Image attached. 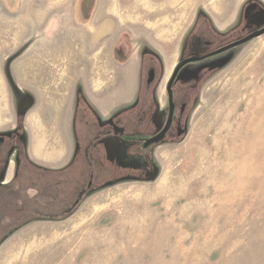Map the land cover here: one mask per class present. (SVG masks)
Returning a JSON list of instances; mask_svg holds the SVG:
<instances>
[{"label": "rangeland", "instance_id": "374dc122", "mask_svg": "<svg viewBox=\"0 0 264 264\" xmlns=\"http://www.w3.org/2000/svg\"><path fill=\"white\" fill-rule=\"evenodd\" d=\"M209 1L186 6L184 35L161 37V54L145 47L137 57L130 35L122 36L115 58L121 65L137 58L138 77L130 65L113 79L111 68L119 67L105 49L104 78L93 79L96 48L82 25L96 0H0V137L7 144L0 181L13 184L0 192V264H264V35L184 66L173 84V125L144 146L166 123L167 85L179 63L264 27L262 0L243 3L238 15L229 11L224 20L233 23L225 28L199 7ZM32 4L36 16L30 9L24 21L35 19L41 30L22 42L18 20ZM53 18L55 33L44 32ZM49 34L57 40L35 49L39 62L22 45ZM49 53L51 71L72 59L68 67L83 77L48 79ZM71 104L72 160L60 175L41 176L24 138L30 110L49 105L63 116ZM48 182L58 186L49 194L63 201L45 191L28 207L22 190H50ZM38 217L61 222L27 224Z\"/></svg>", "mask_w": 264, "mask_h": 264}, {"label": "crops", "instance_id": "0c3cea01", "mask_svg": "<svg viewBox=\"0 0 264 264\" xmlns=\"http://www.w3.org/2000/svg\"><path fill=\"white\" fill-rule=\"evenodd\" d=\"M198 1L199 0H96V7H94L92 13H90L88 24L82 25V27H86L89 32L90 41L93 44L91 48H96L95 52H93L95 53V55H93V63L95 65L93 70V79L104 78L103 74L106 69L105 63L107 61L109 62V64H116L119 67L114 69L111 68V70L113 71V79H116L117 74H119L120 72H124V70L125 72H129L130 69L128 68V66L130 65L133 66V71L135 72L136 77H138L140 67L139 60L137 58L135 59V57L133 56V58L124 65L118 64V61L115 58V50L116 47H119V45H121L120 42L122 36L125 33L130 35L133 43L136 44V52H138L137 57L140 55L142 48L145 47H150L152 51L161 54L164 46L163 44L159 43L161 41V37H166L168 34H178L179 31L184 35L186 6L193 7ZM247 1L248 0H212L208 3L200 5L199 7L204 8V10L207 11V14L212 17V20L219 24L221 28H225L227 27V25H231L233 23L232 18L229 21L228 19L226 21L224 20L225 16H228V12L232 11V16H235L236 14L238 15L239 9H241L243 3ZM34 4H32V8H23L22 22L21 19L18 20V29L19 31H21L20 33H23L22 42H24L26 32L32 31L35 33L36 31L41 30L40 24L37 23L35 19L32 24L26 23L27 21H24L25 12L30 11V9L34 12L33 17L35 18L38 9ZM234 8H237L238 10L235 11ZM126 15H128V18H126ZM37 16H40V12L39 14H37ZM126 21H128V25L123 29V24ZM173 22L176 25L175 28L169 29L168 24H172ZM44 25L45 26H43L42 29L44 32H52L53 34L55 33V30L57 29L55 18L49 20V23ZM143 25H145V27ZM142 27L145 29H143ZM53 34H49L47 37L44 36L43 39L41 37H35L34 35L31 41V45L23 44L22 46H30L31 48H33L35 53L34 58L36 59V57H38V61L40 62L39 54L35 52V49L51 47V41L55 44L57 37L55 36V39L53 40ZM27 37L29 38V35H27ZM141 39L146 40V43H143L141 45ZM70 40L68 38L66 42L68 43ZM28 41H30V39H28ZM70 44H72V42H70ZM80 47L82 48V46ZM105 49H108V51H110L105 52L108 57L107 61L105 57L103 58V55H106L104 53ZM38 52L40 53V51ZM53 57L54 55H51V53H49L47 56L43 55V59H47L49 63L50 72L47 74L48 79H60L67 82L69 80L73 81L74 79H80L83 77L82 71L78 72V75L74 76L72 69L68 67L69 65H72V59L67 61V58L64 70L59 72L51 71V66L54 60ZM79 63H81L80 65H83L84 60L82 59V61H80ZM120 66H123L124 68L122 69ZM88 77L89 76H87V78ZM65 90H67V88ZM70 93L72 94L71 90ZM53 110V106L49 105L44 110L34 108L31 109L30 112H32L33 114L31 113L30 117L27 119L24 128L26 131V135L24 136V138L27 143L28 156L37 166H39L38 171L42 173L41 176H46V174L55 175L56 172H58V174L60 175V173L65 171L66 166L72 160V152H67V144H72L74 138L72 104L68 108V112H66L65 110V115L63 116L60 115L57 110H55L54 112ZM37 112L40 114H38ZM102 113V117L104 119H108L111 117V112L108 113L107 111L106 113ZM4 128L5 125H2V123H0V129L2 130ZM68 153L69 157H67ZM11 180L13 181V177L11 178ZM8 182L10 181L8 180L4 183L8 184ZM48 183V187L50 190L40 189L39 187L24 188V190H22V194L25 192L24 198L31 202L30 206L29 204H26L28 205V207H32L33 205H35L38 200L37 197L42 196L40 195L42 192L43 194H46V192L48 191L49 197H47V199L49 200L57 201L58 199H62L59 196H51L49 194L51 190L56 192L58 186L54 182ZM49 206L50 204L45 207ZM65 206L70 207L72 205L66 204L63 207ZM71 217H73V215L69 216V219L66 218V221L67 219L71 220ZM35 222L58 223L61 221L54 219L41 220V218L38 217L36 219L33 218V220L28 222L27 224H34ZM3 246L5 245L1 244L0 248H3Z\"/></svg>", "mask_w": 264, "mask_h": 264}, {"label": "water", "instance_id": "95a60500", "mask_svg": "<svg viewBox=\"0 0 264 264\" xmlns=\"http://www.w3.org/2000/svg\"><path fill=\"white\" fill-rule=\"evenodd\" d=\"M264 35V27H262L261 29L259 30H256L250 34H248L247 36L237 40V41H234L224 47H221L215 51H212L210 53H207L203 56H192V57H189L185 60H183L181 63H179L177 65V67L175 68L171 78H170V81L167 85V91H168V97H169V115H168V119H167V122H166V125L164 126V128L158 133L156 134L155 136L153 137H150V138H147L145 139L144 141V146L145 147H148L154 143H158L160 142L161 140H163L166 136V134L168 133V131L170 130L172 124H173V120H174V114H175V102H174V93H173V84L179 74V72L181 71V69L186 66L187 64L189 63H193V62H197V61H201V60H204L206 58H209V57H212V56H215V55H218L220 53H223L229 49H232V48H235V47H238L242 44H245L249 41H251L252 39H255L257 37H260Z\"/></svg>", "mask_w": 264, "mask_h": 264}, {"label": "flooded vegetation", "instance_id": "af4514ba", "mask_svg": "<svg viewBox=\"0 0 264 264\" xmlns=\"http://www.w3.org/2000/svg\"><path fill=\"white\" fill-rule=\"evenodd\" d=\"M174 102H175V101H174ZM175 112H176V103H175ZM168 115H169V112H168ZM174 118H175V114H174ZM167 119H168V116H167ZM166 122H167V120H166ZM173 122H174V120H173ZM165 125H166V123H165ZM165 125H164V126H165ZM172 125H173V124H172ZM171 127H172V126H171ZM163 128H164V127H163ZM163 128H162V129H163ZM162 129H161V130H162ZM170 129H171V128H170ZM161 130H160V131H161ZM160 131H159V132H160ZM169 131H170V130H169ZM169 131H168V133H169ZM159 132H158V133H159ZM158 133H157V134H158ZM168 133H167V134H168ZM167 134H166V135H167ZM146 139H147V138H146ZM144 141H145V139H144ZM6 146H7V144H6V139L0 137V155H1L2 153L5 152ZM2 172H3V170H2V166H0V179H1V177H2ZM11 186H13V184H12V185H9V184L4 183L3 181H0V192L3 193L5 189H8V188L11 187Z\"/></svg>", "mask_w": 264, "mask_h": 264}, {"label": "trees", "instance_id": "16d2710c", "mask_svg": "<svg viewBox=\"0 0 264 264\" xmlns=\"http://www.w3.org/2000/svg\"><path fill=\"white\" fill-rule=\"evenodd\" d=\"M143 140H144V139H143ZM21 208H22V210H24L23 207H21Z\"/></svg>", "mask_w": 264, "mask_h": 264}]
</instances>
